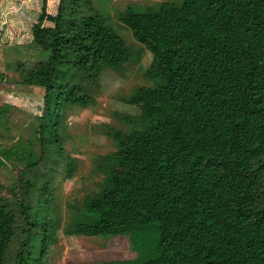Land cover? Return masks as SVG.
<instances>
[{
    "label": "trees",
    "instance_id": "1",
    "mask_svg": "<svg viewBox=\"0 0 264 264\" xmlns=\"http://www.w3.org/2000/svg\"><path fill=\"white\" fill-rule=\"evenodd\" d=\"M116 20L150 56L118 97L138 114L102 125L113 151L92 160L99 179L65 221L47 199L57 168L76 167L62 114L92 106L98 75L138 55L90 0H58L29 29L42 58L18 83L39 88L41 106L32 140L6 151L22 167L0 185V264H47L58 230L151 250L131 264H264V0H164Z\"/></svg>",
    "mask_w": 264,
    "mask_h": 264
},
{
    "label": "rangeland",
    "instance_id": "2",
    "mask_svg": "<svg viewBox=\"0 0 264 264\" xmlns=\"http://www.w3.org/2000/svg\"><path fill=\"white\" fill-rule=\"evenodd\" d=\"M90 1L99 13L108 18L110 27L124 44L130 47L134 55H138V62L124 64L118 72L100 73L96 86L86 92L93 101L92 106L67 108L62 114L58 134L64 139V153L75 160L76 167L66 176V170L60 165L53 175L52 189L48 190L49 207L57 210L52 214L57 213L61 221H65L69 214L68 205H77L89 190L94 189L92 185L100 175L93 171L92 160L113 151L111 142L99 132L102 125L113 124V112L130 116L138 114L136 107L120 102L118 97L142 84L138 68H145L150 56L117 22L116 15L127 5L150 6L164 0ZM57 2L0 0V73L3 75L0 108L8 107L5 118L0 119V185L6 188L11 184L16 185L15 179L22 167L15 158H9L6 151L15 146L23 149L26 142L32 140L31 133L36 123L34 117L39 115L41 106V90L18 83L19 71H25L42 58L41 51L30 43L29 29L42 10L47 14L53 13ZM36 149L34 146L33 150ZM42 167H39V173L43 171ZM2 195L7 197L4 191ZM136 234L143 240L147 239V233ZM55 239L57 242L47 248V264H131L152 253L143 249L131 251L128 239L121 236L68 237L58 230Z\"/></svg>",
    "mask_w": 264,
    "mask_h": 264
}]
</instances>
